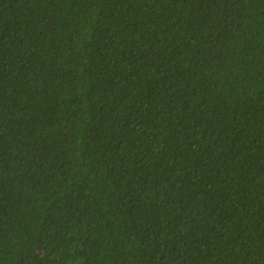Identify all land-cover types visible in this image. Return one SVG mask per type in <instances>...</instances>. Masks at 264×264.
Here are the masks:
<instances>
[{"label": "trees", "instance_id": "1", "mask_svg": "<svg viewBox=\"0 0 264 264\" xmlns=\"http://www.w3.org/2000/svg\"><path fill=\"white\" fill-rule=\"evenodd\" d=\"M0 264H264V0H0Z\"/></svg>", "mask_w": 264, "mask_h": 264}]
</instances>
